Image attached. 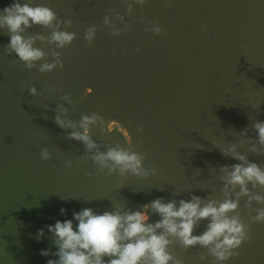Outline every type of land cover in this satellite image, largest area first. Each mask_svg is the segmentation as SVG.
<instances>
[{
    "label": "water",
    "instance_id": "water-1",
    "mask_svg": "<svg viewBox=\"0 0 264 264\" xmlns=\"http://www.w3.org/2000/svg\"><path fill=\"white\" fill-rule=\"evenodd\" d=\"M31 2L72 19V26L62 30L78 35L70 46L58 49L65 67L40 73L26 69L15 55H4L10 36L0 30V264H46L58 259L40 255L41 249L57 250L46 225L73 219V211L84 207L102 213L112 206L142 209L158 197L190 200L194 194L221 199L219 167L239 161L225 157L220 149L237 144L241 138L237 132L245 127L255 137L252 123L264 121V0H173L174 8H167L165 0H146L126 17L131 31L119 36L111 34L103 18L113 8L124 13L126 0ZM11 3L0 0V9ZM203 18L207 28L202 32ZM152 21H159L162 35L145 31ZM92 24L99 27L89 47L84 31ZM50 31L33 26L24 35L47 36ZM35 46L52 47L39 40ZM138 47L141 52H136ZM31 85L41 95L31 96ZM213 89L219 90L218 95ZM68 92L74 104L61 101ZM61 102L73 120L93 112L105 122L110 120V134L100 126L91 129L101 145L123 144L127 129L133 144L139 135L144 143L137 150L147 153L145 166L156 167L157 174L106 175L97 172L91 160H78L83 145L66 139L71 129L66 131L54 121ZM253 103L259 107L254 109ZM47 104L51 107L45 108ZM138 125L144 126L142 133ZM42 147L51 151L50 160L40 159ZM249 147L237 144L238 151L264 167V155L249 152ZM66 159L73 161L70 168ZM253 191L264 195L259 188ZM246 199H241L239 211L247 222ZM260 206L264 205L253 203L254 208ZM62 207L66 215L60 213ZM159 218L150 215L151 222ZM207 223L202 221L194 234H201ZM41 228L44 236L37 240ZM250 231L252 241L224 264H264V223H253ZM170 250L184 264L213 261L212 257L201 261L199 253L206 249L198 246L185 250L176 243Z\"/></svg>",
    "mask_w": 264,
    "mask_h": 264
},
{
    "label": "clouds",
    "instance_id": "clouds-1",
    "mask_svg": "<svg viewBox=\"0 0 264 264\" xmlns=\"http://www.w3.org/2000/svg\"><path fill=\"white\" fill-rule=\"evenodd\" d=\"M145 3L146 0H126L124 13L114 8L109 9V14H105L103 18L104 25L110 28L114 36L131 31L132 26L126 17L133 15L135 5L143 7ZM165 6L172 8L173 0H165ZM72 24V19L61 18L50 6L33 5L31 0H13V3L0 9V30H5L10 36V42L3 47V53L6 56L18 57L19 62L28 70L38 69L40 73H46L58 68L63 69L65 61L58 49L70 46L78 34L62 30V26L68 28ZM33 26L51 31L47 36L41 33L25 36L26 30ZM98 27L92 24L84 31V39L89 47L96 38ZM206 28V24L202 25L201 31ZM145 31L156 36L162 35L164 30L159 21H152L146 25ZM37 40L52 47L48 50L37 47ZM120 51L127 54L124 48ZM141 51L139 47L136 49V52ZM45 87H50L48 82H45ZM57 90L63 91L62 88ZM28 92L31 96L41 95L35 85L29 86ZM91 92L92 88L88 87L86 93ZM61 101L75 103L70 92L65 93ZM44 107L50 108L51 105ZM252 107L256 109L259 105L253 103ZM69 111L63 102L58 103L54 121L66 131L71 129L66 139L83 145L84 153L78 160H91L96 165L97 172L106 175L124 177L131 174L136 177H148L157 174L156 167L145 166L147 153L137 150L144 143L139 135L133 144L129 130L125 127L127 134L123 137V144L116 142L101 145L93 139L91 129L100 126L110 134L113 132L109 127L110 120L105 122L101 114L93 112L81 113L80 119L76 121L69 117ZM143 130V125L137 126L138 133ZM252 131L256 133L255 137L248 135V127L242 132H237L241 137L237 144L241 147L250 145L249 152L264 155V121L255 119ZM237 144L220 149L225 157L239 161L219 167V179L223 182L220 189L223 194L221 199L204 198L194 194L190 200H166L164 197H158L143 204L142 209L112 206L111 210L102 213L94 211L91 207H84L80 211H73V219L57 220L54 225H46L57 250L53 252L52 249H41L40 255L58 257L48 259L46 264H184V261L173 255L170 250L179 243L185 250L197 246L206 249L199 253V259L205 261L212 257V264H224L225 261L238 257L242 245L253 239L251 225L264 223V207H253L254 202L264 205V195L253 191L257 188L264 191V167L250 160L247 154L238 151ZM39 155L43 161L52 157L47 147H42ZM64 164L70 168L73 161L66 159ZM87 175L91 177L93 173L88 172ZM245 197V209L249 218L247 222L242 219L239 211L240 201ZM60 213L66 215L67 209L62 207ZM150 215L160 218L151 222ZM205 220L208 223L204 231L194 234V230ZM74 221L78 223L74 224ZM43 236L44 229L41 228L35 239L40 240Z\"/></svg>",
    "mask_w": 264,
    "mask_h": 264
},
{
    "label": "bare ground",
    "instance_id": "bare-ground-1",
    "mask_svg": "<svg viewBox=\"0 0 264 264\" xmlns=\"http://www.w3.org/2000/svg\"><path fill=\"white\" fill-rule=\"evenodd\" d=\"M172 8H174V6ZM206 22H207V19L203 18V23L206 24ZM195 41H196L195 38H193L191 40V45H193L195 43ZM212 92L214 93V95H218L219 90L218 89H213ZM260 207H264V206H260Z\"/></svg>",
    "mask_w": 264,
    "mask_h": 264
}]
</instances>
